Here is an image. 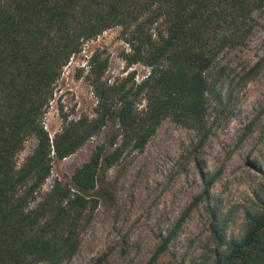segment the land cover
Here are the masks:
<instances>
[{"label": "trees", "instance_id": "16d2710c", "mask_svg": "<svg viewBox=\"0 0 264 264\" xmlns=\"http://www.w3.org/2000/svg\"><path fill=\"white\" fill-rule=\"evenodd\" d=\"M262 8L264 0H0V264L70 260L83 213L96 203L88 194L96 189L98 170L113 166L128 149L142 152L165 119L203 130L206 72L225 49L244 44L252 13ZM158 20L165 36L154 41L144 29ZM128 26L139 43L133 62L148 68L137 87L145 93L144 113H136L135 94L105 86L108 63L91 56L95 116L79 120L50 143L41 124L62 68L86 41ZM130 45L135 44L130 40ZM113 119L118 128L107 151L99 148L74 173L72 188L56 183L28 210L29 199L50 174L52 158L72 155ZM30 136L38 144L16 170L15 157ZM29 179L34 181L20 192ZM215 179H208L199 198L207 197ZM245 220L243 236L227 243L225 221L216 222V241L225 253L215 264H264V200L245 213Z\"/></svg>", "mask_w": 264, "mask_h": 264}, {"label": "rangeland", "instance_id": "374dc122", "mask_svg": "<svg viewBox=\"0 0 264 264\" xmlns=\"http://www.w3.org/2000/svg\"><path fill=\"white\" fill-rule=\"evenodd\" d=\"M251 19L244 44L225 49L206 72L203 130L165 119L142 152L128 149L113 166H102L96 189L88 194L96 203L83 213L77 251L61 264H215L225 253L216 241V222L226 223V243L243 236L245 213L264 200V8ZM131 30L104 31L62 68L41 124L50 143L79 120L95 116L91 56L108 63L105 86L135 94L136 113H144L145 93L137 87L148 68L133 62L139 43ZM144 31L154 41L165 36L160 20L147 23ZM117 128V120H109L75 153L60 161L52 158L50 174L26 208L34 209L56 183L72 188L74 173L99 148L107 151ZM37 144L36 136L25 140L15 157L16 170ZM212 176L216 179L207 197L199 198ZM33 181L27 180L20 192Z\"/></svg>", "mask_w": 264, "mask_h": 264}]
</instances>
